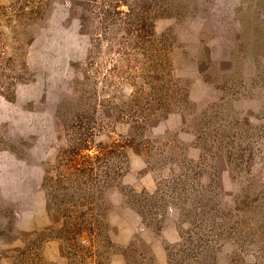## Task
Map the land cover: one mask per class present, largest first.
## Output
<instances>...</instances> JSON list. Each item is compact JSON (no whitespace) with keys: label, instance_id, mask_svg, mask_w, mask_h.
Instances as JSON below:
<instances>
[{"label":"rangeland","instance_id":"obj_1","mask_svg":"<svg viewBox=\"0 0 264 264\" xmlns=\"http://www.w3.org/2000/svg\"><path fill=\"white\" fill-rule=\"evenodd\" d=\"M75 88L96 104L79 153L78 109L55 119ZM176 90L182 110L138 130ZM83 180L144 194L141 216L121 186L102 191L112 246L74 233L94 228L77 196L69 218L56 209ZM23 251L48 264H264V0H0V264H27Z\"/></svg>","mask_w":264,"mask_h":264},{"label":"trees","instance_id":"obj_2","mask_svg":"<svg viewBox=\"0 0 264 264\" xmlns=\"http://www.w3.org/2000/svg\"><path fill=\"white\" fill-rule=\"evenodd\" d=\"M71 11V15H74V13H76V11H78V9L76 7H71L69 12ZM151 26H153V24H147V23H143L142 24V31H146V36H148V38L152 37L154 35V33L151 30ZM150 28V30H149ZM148 29V30H147ZM145 34H143L142 36H145ZM88 65V61L86 63ZM83 64H80L78 67H83ZM199 71L202 74L203 73V78L207 77V75H205V68L204 66H199ZM79 79L80 77L75 78V82L79 83ZM107 92V89L105 91V93ZM176 92L179 94V98H177L174 102H168L166 97H159L156 98L155 100L153 99V101L157 102L159 101V108H155L154 105H151V102L149 103V108L146 110L147 112H145V115L143 114L145 110H142L141 114L144 115L143 116V120L140 122L138 121V119L136 120V128L139 130L141 128H143L144 125H146L147 123H149L150 117H152L153 119L156 118L159 115H163V114H167L169 112H173V111H179L182 110L184 103L186 104L187 99V93L183 94V91H177ZM104 93V92H103ZM136 94V93H135ZM74 95V96H73ZM138 95V94H137ZM73 96V98H72ZM135 96L133 95V98ZM75 98V99H74ZM136 98V97H135ZM84 99H88L90 100L91 97L86 95H82V94H78V90L76 91V88L73 89V92L71 94V96L66 100L63 101V103L60 104V106L58 107L57 111H56V115H55V119L57 118H61L63 120V116L66 119L68 115H66L71 108V106L73 105L74 108L76 107L78 110L75 112L74 115H72V122L73 120L75 121L74 123V127H76V125L78 126V137H77V144L75 143V147L73 149V151H75L76 153H79L82 149H84L85 151H88L87 148V140H89V135L91 136V133H93V122H95V110H96V104H87L84 105L85 103L83 102ZM95 99V96L94 98ZM91 101V100H90ZM95 102V100H94ZM84 103V104H83ZM158 104V103H157ZM183 104V105H182ZM87 106V107H86ZM140 109H142V107H139ZM69 122H71V119L69 120ZM64 129V128H63ZM131 143V142H130ZM72 151V152H73ZM92 167L89 166H84L82 169L80 170H76V172H79L81 174H86V173H91ZM48 170H45V174L42 180V188L44 190H48V184L50 182V178H48ZM57 186L60 188H63V190H65V186H61L62 182L58 181ZM73 187L76 188V193L72 194L70 196L66 195V194H59L58 196H54L55 200H56V209L58 211V213H62L63 217H67L69 218L70 215L67 214V212L69 211V201L72 197L75 198V196H77V199L74 203H72V206L74 205L75 207L79 204V205H84V206H88L89 207H93L92 209L95 210V215H94V228L93 227H77V229L75 230L74 233L78 232L82 233L83 230H87L88 233L90 234L91 232H93V229H95L97 231V238L100 237V239H102V241L105 243V246H112V242L109 239V236L107 237L106 235L102 234V226L103 223H105L106 221V214L109 210V208H107V202H106V197H102V191L105 190V187H111L112 189H117L118 186H121V189H119L118 192L122 191V198L123 201L122 203L124 205H127L128 207H130L131 209L135 210V212H137L139 215H143V210H141L144 206L141 205L140 201H141V197L144 194H136L133 190L128 189L127 192L124 193L125 189L124 186H122V184L120 182H116L114 184V182H109V184L107 183H102V185L97 186L95 184L92 183V181L89 180H83V181H79L76 182L75 185H72ZM56 187V186H55ZM124 187V188H123ZM74 188V189H75ZM97 191V194H96ZM78 194V195H77ZM92 205V206H91ZM83 206V207H84ZM109 206V204H108ZM105 207V208H104ZM80 216H75V218H83L84 214L79 213ZM144 219V218H143ZM82 221V220H81ZM80 221V225H82V222ZM84 221V220H83ZM69 222H65V224H68ZM88 224V223H87ZM160 229L158 228L157 231H159ZM156 231V230H155ZM41 235L44 234H40L38 237H41ZM82 237V236H81ZM56 238V237H55ZM59 238V237H58ZM42 241V243L44 242L45 239L41 238L40 239ZM32 247H35V243L32 244ZM30 247H27V250ZM37 248V247H36ZM29 251H27V253L25 251L21 252V257L22 260L25 261L27 264H48L45 263L41 258H39V256H37L36 254H31ZM128 264V262H127Z\"/></svg>","mask_w":264,"mask_h":264}]
</instances>
